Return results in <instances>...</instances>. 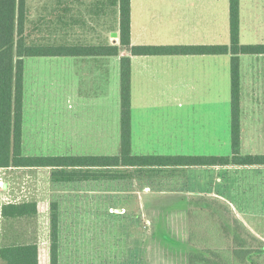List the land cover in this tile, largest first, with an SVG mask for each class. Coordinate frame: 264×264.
<instances>
[{
    "label": "crops",
    "instance_id": "1",
    "mask_svg": "<svg viewBox=\"0 0 264 264\" xmlns=\"http://www.w3.org/2000/svg\"><path fill=\"white\" fill-rule=\"evenodd\" d=\"M118 29L116 0H26L28 44L115 45ZM168 36L170 41H161ZM228 41L229 0H130L132 46H210L228 45ZM239 43L264 45V0H239ZM123 56L129 53L58 57L65 102L114 111L111 120L77 122L70 130L77 141L107 145L115 142L116 136L120 139ZM230 60L229 55L130 56L131 145L137 89H169L181 102L175 107L188 112L198 107L227 110L231 102ZM239 73L241 154L264 155V55H240ZM73 80L82 83L81 87L76 89ZM23 116L24 86L22 138ZM49 125L40 127L50 135ZM60 125L67 134L68 127ZM27 127V134L32 135L30 125ZM205 127L211 132L210 122ZM249 144H262V149L249 150ZM77 156L111 157L107 153L27 157ZM259 200L264 201V166L0 168V210L5 206H28L29 210L22 216L0 213V248L37 244L49 254L54 230L57 264H159L163 254L200 252L187 241L190 220L185 214L192 207L216 205L212 202L229 207L235 218L264 242L251 217L254 213L248 211L258 206Z\"/></svg>",
    "mask_w": 264,
    "mask_h": 264
},
{
    "label": "trees",
    "instance_id": "2",
    "mask_svg": "<svg viewBox=\"0 0 264 264\" xmlns=\"http://www.w3.org/2000/svg\"><path fill=\"white\" fill-rule=\"evenodd\" d=\"M119 13L118 44L98 46H45L28 44L25 38L26 0H0V168L8 167H214L264 166V155H242L240 142V55H264V45L239 43V0H229L228 45L132 46L130 44V0H116ZM26 39V40H25ZM120 58V150L111 157H27L22 154L23 59L29 57ZM230 56L231 155L133 156L131 155L130 56ZM193 207L188 243L199 253L168 255L175 264H264V242L252 235L221 202ZM55 208L52 210L54 211ZM31 210V209H30ZM35 210V208H34ZM29 214L28 206H5V216ZM36 212V211H35ZM53 218L55 215H52ZM201 217V221H196ZM54 242L41 245H6L0 248L4 264H57Z\"/></svg>",
    "mask_w": 264,
    "mask_h": 264
},
{
    "label": "rangeland",
    "instance_id": "3",
    "mask_svg": "<svg viewBox=\"0 0 264 264\" xmlns=\"http://www.w3.org/2000/svg\"><path fill=\"white\" fill-rule=\"evenodd\" d=\"M167 39L161 41H170L169 36ZM148 41L160 43L159 40ZM29 43L33 44L32 42ZM35 44L48 45L51 43L36 42ZM61 62L58 57H29L23 59V118L25 128L21 143L22 154L25 156L102 155L105 153L110 156L118 155L120 150L119 136H116L115 142L106 145L77 141L70 134V130L74 129L77 122L111 120L114 117V111L80 107L76 103L65 102L63 100L65 91L62 89L64 86H61ZM85 78L88 83L92 81L89 76ZM72 83L76 89L82 85L77 80H73ZM156 91L157 93L163 91V94H156ZM83 97L86 98V96ZM179 103L181 102L170 94L169 89L148 86L137 89L133 97L134 127L131 155L167 157L230 156V108L227 107V110L222 109V107L220 110L216 108L202 110L198 107L195 111L188 112L177 109L175 105ZM115 117H117L116 112ZM118 118H120V109H118ZM208 122L212 124L209 133L206 132L205 127ZM28 124L32 130V135L27 134ZM44 124L50 126L52 131L50 135L40 127ZM60 124L66 128L68 127L67 134L64 131L62 132ZM69 126L72 127L69 129ZM261 146L262 144H249V150H259L262 149ZM257 204L258 206L254 208L249 207L248 211L254 213L251 217L258 223V232L263 236L264 201L259 200ZM192 209L193 207L189 209V212ZM189 212H186L185 217L190 216ZM201 220V217L196 219V221ZM166 238L167 241L170 240L169 237ZM179 239H183V237L180 236ZM187 239H189V236H187ZM161 257L163 260L159 264H175L172 259H169L168 255L163 254ZM147 264L150 263L147 262Z\"/></svg>",
    "mask_w": 264,
    "mask_h": 264
},
{
    "label": "water",
    "instance_id": "4",
    "mask_svg": "<svg viewBox=\"0 0 264 264\" xmlns=\"http://www.w3.org/2000/svg\"><path fill=\"white\" fill-rule=\"evenodd\" d=\"M113 35H114L115 38L117 37V34H113Z\"/></svg>",
    "mask_w": 264,
    "mask_h": 264
}]
</instances>
